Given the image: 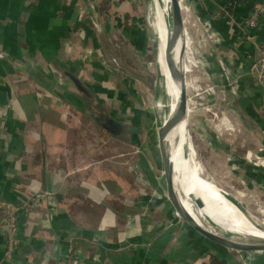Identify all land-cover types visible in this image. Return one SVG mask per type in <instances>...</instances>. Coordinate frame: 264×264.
Segmentation results:
<instances>
[{
  "label": "crops",
  "instance_id": "1",
  "mask_svg": "<svg viewBox=\"0 0 264 264\" xmlns=\"http://www.w3.org/2000/svg\"><path fill=\"white\" fill-rule=\"evenodd\" d=\"M259 1L185 0L182 25L194 36V54L202 52L207 76L221 84L231 80L236 111L264 127V84L253 70L257 44L264 41V17L253 30L254 40H245L241 25ZM121 2L126 17L134 0ZM65 3L0 0V201L13 206L18 226L17 245L4 258L0 213V264H68V247L76 255L72 264H240L233 250L188 227L162 194L165 185L157 171L162 168L143 139L146 120L136 95L121 107L129 71L118 67L120 77L112 71L103 80L97 77L105 106L96 96L88 102L76 98L57 78L61 72L71 82L65 74L70 72L81 84L71 82L74 88L89 96L82 67L95 62L88 56L98 51L88 31L75 24L77 8ZM121 30L141 47L138 33ZM180 47L186 48L183 30ZM179 71H189L182 56ZM137 86L142 92L143 84ZM66 89L74 106L88 110L87 117L98 124L102 144L114 147L109 155L93 157L96 148L88 137L81 150L84 137L74 134L80 120L64 98ZM105 118L117 123L114 132L102 126ZM205 140L213 145L217 138L205 135ZM128 159L135 161L132 171Z\"/></svg>",
  "mask_w": 264,
  "mask_h": 264
},
{
  "label": "rangeland",
  "instance_id": "2",
  "mask_svg": "<svg viewBox=\"0 0 264 264\" xmlns=\"http://www.w3.org/2000/svg\"><path fill=\"white\" fill-rule=\"evenodd\" d=\"M141 1L144 2L145 8L141 6ZM149 3L150 0H134V3L130 4L131 9L127 8V16L123 17L124 6L121 0H66L65 4L68 9L75 7L77 12L79 11L75 24H80L82 29L85 28L88 31L92 36L94 49L97 48L101 55L93 50L91 56H86L91 57L95 62L88 64V67H85V64L82 67L85 74L80 79L88 89L89 96L79 93L61 72L57 74V78L71 87L72 94L76 98L79 97L80 100L88 102L96 96L95 98L100 100L101 105H104L99 99L97 77L103 80L109 75V71L120 77L118 67L128 70L132 79L129 80L121 107L124 108L128 102L131 103V97L136 95L134 98L135 102L137 101L136 106H141L146 120L142 128L145 129L143 139L151 143L149 149L156 164L162 168L153 108L158 42L155 38ZM97 8L101 13L97 11ZM183 14L184 11H181V18ZM140 20L142 27L139 30ZM121 28L130 29L134 34L138 33L136 36L142 42L141 47H137L134 40L126 35V32H122ZM182 30L186 44L184 60L189 69L184 72L187 114H185L184 121L185 133L181 136L186 158L193 157L203 179L216 181L239 207L249 212L251 218L264 226V127H258L254 121H249L247 117L236 111L233 106L234 91L231 89V80L226 81V84H221L216 79L207 76L204 71V62L199 61L202 52L197 50L198 52L194 54L193 46L190 45L194 36L192 33L190 36L184 25H182ZM194 49L196 51V47ZM137 81L138 84H143L142 92L136 91ZM174 87L178 100L179 83ZM68 91L66 89L64 92V98L80 120L79 127L74 134L84 137V139L81 137V150L87 146L88 137V141H91L96 148L93 157L101 158L109 155L114 147L107 143L105 146L102 144L98 124L87 117L88 110L84 109L81 112L74 106L70 101L71 96ZM127 122L130 125V119H127ZM133 134L131 132L129 135ZM205 135L215 137L217 141L213 145L207 143ZM130 149L129 144L127 150ZM179 159L180 156L177 154L176 160ZM110 161L114 163V159L110 158ZM127 162L129 171H132L135 161L128 159ZM157 171L160 172L158 176L164 181L162 169L158 168ZM151 193L153 194L154 191ZM162 194L166 197L164 187ZM177 198L188 209L187 200L179 194ZM166 200L169 203L167 197ZM242 261L244 264H264V250L245 252L242 255Z\"/></svg>",
  "mask_w": 264,
  "mask_h": 264
},
{
  "label": "bare ground",
  "instance_id": "3",
  "mask_svg": "<svg viewBox=\"0 0 264 264\" xmlns=\"http://www.w3.org/2000/svg\"><path fill=\"white\" fill-rule=\"evenodd\" d=\"M149 5L153 17L155 38L158 42L153 101L157 131L162 134L160 142L163 153L169 164L172 165V183L175 195L177 197L179 194L187 200L188 209L178 198L177 200L200 227L216 234L226 242L233 245H264V226L251 218L249 212L247 213L239 207L216 181L203 179L193 157L186 158L181 137L186 129L185 116L180 120L176 118L177 93L174 87L176 78L167 71L168 62H173L179 70L180 32L171 45L167 59L164 60V44L165 41L171 40L173 31L171 2L170 0H150ZM177 154L180 156L179 160H176ZM232 222L235 224H231ZM227 249L231 250V248Z\"/></svg>",
  "mask_w": 264,
  "mask_h": 264
},
{
  "label": "water",
  "instance_id": "4",
  "mask_svg": "<svg viewBox=\"0 0 264 264\" xmlns=\"http://www.w3.org/2000/svg\"><path fill=\"white\" fill-rule=\"evenodd\" d=\"M171 2V21L173 24V31L171 35V40L170 41H165L164 48H163V57L164 60L167 59V56L169 54L170 48L172 43L175 42L177 39L179 32L182 31V18H181V10L179 7L178 0H170ZM181 56L184 59V50L183 48L181 49ZM167 71L169 74H171L173 77H175L178 82H179V93H178V100H177V112H176V118L177 120H180L187 114V104H186V97H185V85H184V73L179 71L177 67H175L173 62H168L167 63ZM67 77L71 80V82L77 87L81 88V84L79 80L72 75L70 72H65ZM107 114V112H106ZM105 114V115H106ZM102 126L110 131L114 132L118 125L117 123L111 119V118H105L104 123ZM131 131H138L137 128L131 127L129 128ZM161 133H158V147L161 155V160H162V173L164 176V185H165V192H166V197L176 214L178 218H180L188 227H190L193 231L196 233L202 235L205 239L208 241H211L213 243H218L221 244L222 246L226 248H231L235 252V255L237 259L239 260L240 264H244L242 261V255L245 252L248 251H262L264 250V245H257V244H244V245H233L225 240H223L221 237L217 236L214 233L205 231L202 227H200L195 219L183 208V206L179 203L177 200V197L175 195L174 189H173V183H172V165L169 164L167 158L165 157L163 153V148L160 142V137ZM211 257V253L208 254Z\"/></svg>",
  "mask_w": 264,
  "mask_h": 264
},
{
  "label": "built area",
  "instance_id": "5",
  "mask_svg": "<svg viewBox=\"0 0 264 264\" xmlns=\"http://www.w3.org/2000/svg\"><path fill=\"white\" fill-rule=\"evenodd\" d=\"M178 3L181 11L188 10V6L185 0H178ZM261 17H264V0H260L259 2L255 3L249 13L241 19V25L245 32L244 37L247 40H254L255 37L253 30L257 27V24H259V19ZM1 56L2 55L0 53V57ZM253 70L255 72V77L259 81V83L264 84V41L257 44V58L253 63ZM33 199L34 204H36L37 197ZM0 213L4 215L3 257L8 258L10 252L14 250L17 245V240L15 237L17 231V222L12 205L0 201ZM64 257L68 264L76 262L75 252L70 247L67 248Z\"/></svg>",
  "mask_w": 264,
  "mask_h": 264
}]
</instances>
